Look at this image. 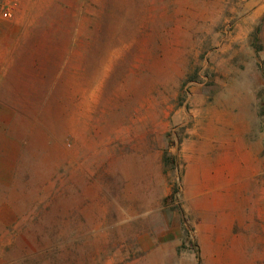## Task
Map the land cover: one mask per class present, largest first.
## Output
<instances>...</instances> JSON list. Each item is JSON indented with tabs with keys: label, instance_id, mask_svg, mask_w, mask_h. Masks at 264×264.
Masks as SVG:
<instances>
[{
	"label": "rangeland",
	"instance_id": "374dc122",
	"mask_svg": "<svg viewBox=\"0 0 264 264\" xmlns=\"http://www.w3.org/2000/svg\"><path fill=\"white\" fill-rule=\"evenodd\" d=\"M0 264H264V0H17Z\"/></svg>",
	"mask_w": 264,
	"mask_h": 264
},
{
	"label": "built area",
	"instance_id": "2783aa9c",
	"mask_svg": "<svg viewBox=\"0 0 264 264\" xmlns=\"http://www.w3.org/2000/svg\"><path fill=\"white\" fill-rule=\"evenodd\" d=\"M16 7L17 0H0V20L10 19Z\"/></svg>",
	"mask_w": 264,
	"mask_h": 264
}]
</instances>
